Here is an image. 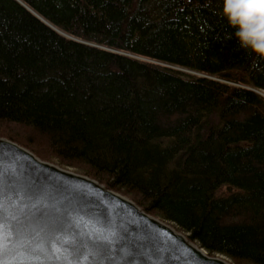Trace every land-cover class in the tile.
I'll use <instances>...</instances> for the list:
<instances>
[{
  "label": "trees",
  "instance_id": "16d2710c",
  "mask_svg": "<svg viewBox=\"0 0 264 264\" xmlns=\"http://www.w3.org/2000/svg\"><path fill=\"white\" fill-rule=\"evenodd\" d=\"M223 0H0V136L264 264V57Z\"/></svg>",
  "mask_w": 264,
  "mask_h": 264
},
{
  "label": "water",
  "instance_id": "95a60500",
  "mask_svg": "<svg viewBox=\"0 0 264 264\" xmlns=\"http://www.w3.org/2000/svg\"><path fill=\"white\" fill-rule=\"evenodd\" d=\"M3 189H22L29 198L44 196L63 212L102 217L112 223L117 236L112 244L99 245L102 264H233L222 255H211L172 222L156 217L134 200L99 180L41 159L28 148L0 136Z\"/></svg>",
  "mask_w": 264,
  "mask_h": 264
},
{
  "label": "clouds",
  "instance_id": "9594fccd",
  "mask_svg": "<svg viewBox=\"0 0 264 264\" xmlns=\"http://www.w3.org/2000/svg\"><path fill=\"white\" fill-rule=\"evenodd\" d=\"M223 15L241 47L264 57V0H223ZM0 264H102L99 245L112 244L117 229L102 217L63 209L22 189L0 195Z\"/></svg>",
  "mask_w": 264,
  "mask_h": 264
},
{
  "label": "rangeland",
  "instance_id": "374dc122",
  "mask_svg": "<svg viewBox=\"0 0 264 264\" xmlns=\"http://www.w3.org/2000/svg\"><path fill=\"white\" fill-rule=\"evenodd\" d=\"M5 137V136H4ZM7 138V137H6ZM9 139V138H8ZM11 140V139H10ZM16 142V141H15ZM18 143V142H17ZM18 144H20V143H18ZM20 145H22V144H20ZM22 146H24V145H22ZM24 147H26V146H24ZM26 148H28V147H26ZM29 149V148H28ZM30 150V149H29ZM32 151V150H31ZM33 152V151H32ZM36 154V153H35ZM37 155V154H36ZM38 156V155H37ZM41 158V157H40ZM41 159H43V158H41ZM43 160H46V159H43ZM46 161H49V162H53V163H56V164H58V165H60V166H62V167H64V168H68V169H71V170H74V171H76V172H79V173H83V172H81V171H79V170H77L76 168H73V167H68V166H64V165H62V164H59V162H57L56 160H46ZM84 174V173H83ZM86 175V174H85ZM87 176H89V175H87ZM91 177V176H90ZM93 178V177H92ZM113 190H115V189H113ZM115 191H117V190H115ZM117 192H119V193H121L122 195H124V196H126V197H128V198H130V199H132L133 200V198H131V197H129L128 195H125V194H123L122 192H120V191H117ZM135 201V200H134ZM136 202V201H135ZM150 214H152V213H150ZM152 215H154V214H152ZM154 216H156V217H158L159 218V216H157V215H154ZM173 226H175L174 224H172ZM176 228H178L177 226H175ZM179 230V229H178ZM179 231H181V230H179ZM228 260H230V259H228ZM230 262L231 263H233L234 264V262H232V260H230Z\"/></svg>",
  "mask_w": 264,
  "mask_h": 264
},
{
  "label": "snow or ice",
  "instance_id": "6c2138e0",
  "mask_svg": "<svg viewBox=\"0 0 264 264\" xmlns=\"http://www.w3.org/2000/svg\"><path fill=\"white\" fill-rule=\"evenodd\" d=\"M4 178H5V173L3 171L2 166H0V195L3 194V187H4L3 180H4ZM2 219H3V214H2V212H0V220H2Z\"/></svg>",
  "mask_w": 264,
  "mask_h": 264
}]
</instances>
